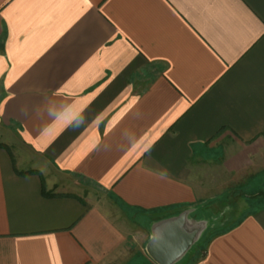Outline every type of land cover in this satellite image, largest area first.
<instances>
[{
    "label": "crops",
    "instance_id": "1",
    "mask_svg": "<svg viewBox=\"0 0 264 264\" xmlns=\"http://www.w3.org/2000/svg\"><path fill=\"white\" fill-rule=\"evenodd\" d=\"M0 144V264H264V0H0Z\"/></svg>",
    "mask_w": 264,
    "mask_h": 264
},
{
    "label": "water",
    "instance_id": "2",
    "mask_svg": "<svg viewBox=\"0 0 264 264\" xmlns=\"http://www.w3.org/2000/svg\"><path fill=\"white\" fill-rule=\"evenodd\" d=\"M184 219V216L180 215L154 225L153 238L147 246V251L159 264L175 263L190 247V243L186 245L189 237L181 229Z\"/></svg>",
    "mask_w": 264,
    "mask_h": 264
},
{
    "label": "rangeland",
    "instance_id": "3",
    "mask_svg": "<svg viewBox=\"0 0 264 264\" xmlns=\"http://www.w3.org/2000/svg\"><path fill=\"white\" fill-rule=\"evenodd\" d=\"M255 180L256 181H254V182H256V184L254 186L246 187L245 189H243V190H245L243 192V195H248L249 196V194H252L253 195V193H256V192H258V191H260L262 189L264 190V176L255 177ZM231 186H233L232 191L234 193L237 192V190H239V188H240L238 184H234V183L233 184H230V188H231ZM244 193H246V194H244ZM247 198H249V197H246V199ZM247 200L249 201L248 202L249 204L256 203V202L252 201L251 198H249ZM229 203H231V200L229 201Z\"/></svg>",
    "mask_w": 264,
    "mask_h": 264
},
{
    "label": "trees",
    "instance_id": "4",
    "mask_svg": "<svg viewBox=\"0 0 264 264\" xmlns=\"http://www.w3.org/2000/svg\"><path fill=\"white\" fill-rule=\"evenodd\" d=\"M0 146H2L1 144H0ZM27 172H31V173H35V172H37V171H34V170H30V171H27Z\"/></svg>",
    "mask_w": 264,
    "mask_h": 264
}]
</instances>
